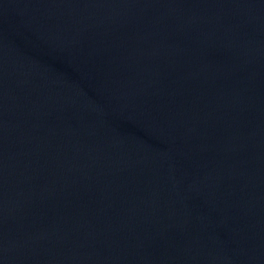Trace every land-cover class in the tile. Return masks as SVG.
Returning a JSON list of instances; mask_svg holds the SVG:
<instances>
[{"label":"water","instance_id":"water-1","mask_svg":"<svg viewBox=\"0 0 264 264\" xmlns=\"http://www.w3.org/2000/svg\"><path fill=\"white\" fill-rule=\"evenodd\" d=\"M0 264H264V0H0Z\"/></svg>","mask_w":264,"mask_h":264}]
</instances>
